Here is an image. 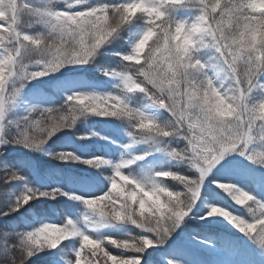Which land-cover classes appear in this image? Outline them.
I'll use <instances>...</instances> for the list:
<instances>
[{"label": "snow or ice", "instance_id": "1", "mask_svg": "<svg viewBox=\"0 0 264 264\" xmlns=\"http://www.w3.org/2000/svg\"><path fill=\"white\" fill-rule=\"evenodd\" d=\"M0 264H264V0H0Z\"/></svg>", "mask_w": 264, "mask_h": 264}, {"label": "trees", "instance_id": "2", "mask_svg": "<svg viewBox=\"0 0 264 264\" xmlns=\"http://www.w3.org/2000/svg\"><path fill=\"white\" fill-rule=\"evenodd\" d=\"M98 128L100 127V126H97ZM102 130V129H101ZM50 219L52 220V221H58L59 220V216H52V217H50Z\"/></svg>", "mask_w": 264, "mask_h": 264}]
</instances>
